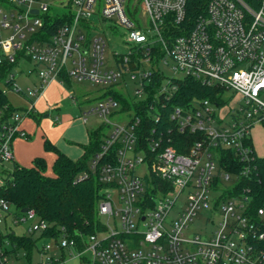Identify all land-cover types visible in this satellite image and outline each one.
<instances>
[{
    "label": "built area",
    "instance_id": "built-area-1",
    "mask_svg": "<svg viewBox=\"0 0 264 264\" xmlns=\"http://www.w3.org/2000/svg\"><path fill=\"white\" fill-rule=\"evenodd\" d=\"M187 4L188 0H69L55 6L64 21L54 29L48 18L55 10L46 0L0 4L3 95L5 86L28 95L35 106L48 85L63 84L66 77L108 90L104 103L84 113L85 122L92 114L104 117L109 130L89 161L88 173L101 186L99 223L94 233L79 238L52 236L60 256L50 255L51 246L43 245L39 264L60 262L65 250L77 251L80 257L88 252V264H264V206L252 211L250 197L235 191L240 173L246 174L249 167L236 172L220 163V150L232 151L246 163L259 156L251 132L264 124V0H208L205 12L194 19ZM95 15L109 29L126 30L127 52L115 54L112 62L105 57L104 36L89 38L90 32L85 33L93 26L87 21ZM23 62L42 67L38 84L26 91L16 84L22 69L14 71ZM160 65L222 90L216 94L218 100L169 109L182 78H170L162 88ZM126 77L137 80L133 98L125 94ZM113 88L130 100L129 107L115 98ZM237 95L241 98L232 103ZM25 113L4 119L5 109L0 107V172L14 160L13 141L28 138L22 128ZM110 115L130 119L117 123ZM172 129L203 138L182 154L169 143ZM232 176L236 180L229 188L224 182ZM7 204L0 200V208L8 213ZM205 211L220 216L215 230L209 237L194 233L185 238V230ZM101 217L112 219L114 227L102 224ZM28 219L38 222L27 234L49 228L33 210L15 222ZM0 251V264H16L1 247Z\"/></svg>",
    "mask_w": 264,
    "mask_h": 264
},
{
    "label": "trees",
    "instance_id": "trees-1",
    "mask_svg": "<svg viewBox=\"0 0 264 264\" xmlns=\"http://www.w3.org/2000/svg\"><path fill=\"white\" fill-rule=\"evenodd\" d=\"M5 0H0V4ZM208 0H188L187 10L191 19L203 14L207 7ZM53 29L63 23L56 9L53 16H49ZM52 29V30H53ZM51 32V31H50ZM70 83L71 79L66 77ZM177 91L169 101V109L175 106H187L191 102H200L205 99L217 101V92L222 90L203 85L193 78L184 77L177 82ZM157 85L153 81L152 87ZM111 93L120 100L124 106H130V100L117 91L115 88ZM0 107L5 109L4 119L20 109L13 107L6 95L0 92ZM26 116L38 118L39 113L30 111ZM165 123L171 127L173 125L168 118ZM203 134H191L189 132L180 133L171 130L170 145L177 149L179 153L187 154L189 148L196 140H201ZM103 143L101 130L89 133V143L82 145L84 154L78 160H74L62 153L49 141H45L44 147L48 151L56 154L53 164V175H46L47 162L42 157H36L32 166L13 164L11 169L4 168L0 172L3 183L0 184V200L10 203L16 213L13 217L24 215L22 210L27 208L33 210L35 214L49 224L47 231L41 233V237L51 238L65 233L72 237L79 238L80 235H87L95 232V224L99 223L97 218V205L101 197V186L96 176L89 172L90 159L101 149ZM221 166L227 170L240 172L244 165L249 169L246 174H241L235 184V191L244 194L249 198L252 211L264 206V157L255 156L248 163L241 160L234 152L220 150ZM8 214H10L8 212ZM8 216V215H6ZM5 238L9 239L11 249L3 248ZM37 239L35 233L16 235L14 232L3 236L0 233V247L5 255L12 254L16 259L20 249H25L26 258L29 259L31 252L36 247ZM1 255V251H0Z\"/></svg>",
    "mask_w": 264,
    "mask_h": 264
},
{
    "label": "rangeland",
    "instance_id": "rangeland-1",
    "mask_svg": "<svg viewBox=\"0 0 264 264\" xmlns=\"http://www.w3.org/2000/svg\"><path fill=\"white\" fill-rule=\"evenodd\" d=\"M53 5L52 10H59L57 6L60 3H66L69 0H46ZM141 9V5H139ZM22 9L26 5L21 6ZM143 23H145L146 18L142 16ZM92 27L87 34L89 38L97 35H103L106 42V52L105 57L107 61L112 62L114 60L115 54H124L127 52L126 30L123 27H118L115 29L107 28V23L98 20V16H93L87 21ZM4 31V30H3ZM6 34V31H4ZM160 68L164 74V80L162 82V88H165L168 79L170 78H182L183 74L181 72L175 71L171 66L160 65ZM22 69V73L16 78V84L23 90L26 91L27 87L34 88L38 82V72L42 69L41 66H36L30 62H23L21 67L16 68L14 71L17 73ZM6 90V95L9 103L22 111L24 114L26 111H31L34 108L35 112H38V118H33L25 116L22 121V125L28 133V138H17L13 141V151L14 160L7 162L5 168L11 169L14 163L23 166H32L33 160L36 157H42L47 162L46 175H53V164L56 158V154L52 151H48L44 147L45 141H49L54 146H56L62 153L66 154L74 160H78L84 154V148L82 145L89 143V133L101 130L102 134L107 133L109 130L104 127L106 119L99 116L98 114L89 115L87 121H84V113L95 108L107 99L105 94L108 90L104 85H97L90 81L78 82L77 80H71L70 83L64 82L61 84L60 81H55L53 84L48 85L46 88L45 95L35 104L30 101L28 95H21L12 89H8L3 86ZM119 88V87H115ZM125 94L129 98H133L135 95V90L138 88L137 80L125 78ZM241 97L237 95L232 103L237 102ZM264 98V97H263ZM117 109H111V112ZM48 114L47 117L45 115ZM56 117L58 120H56ZM110 121L123 123L130 119L129 115H124L121 117H114V115L109 116ZM252 139L254 148L259 156L264 157V124L256 125L252 132ZM236 177L232 176L229 181L224 182L225 186L232 187L235 183ZM3 183V178L0 176V184ZM184 195H181L183 199ZM115 203H117V197L115 194L112 195ZM8 214L6 211L0 208L1 221H0V233L3 236L8 235L10 232H14L16 235L20 236L26 233V230L33 223H37V219H28L24 222L17 223L12 213H16L15 208L8 203ZM8 215V216H6ZM175 213H172V217ZM101 223L108 225L109 228L114 227V222L112 219L107 217H101ZM220 222V216L216 212L205 211L200 213L193 222L190 224L189 228L185 230V238L191 239L194 233H199L202 236L209 237L215 230V224ZM35 238L37 239L36 247L33 248L29 259L26 258L25 249H20V258L16 259L12 254L9 255L11 260L16 264H39L42 260V255L38 250L41 249L43 245H50V255L57 254L60 256V250L57 248V243L55 238H44L41 237V232L35 233ZM3 248L11 249L9 245V239L5 238V243L2 244ZM79 252L74 250H65L64 256L60 262L54 264H88L84 259L89 258L90 254L88 252L80 257Z\"/></svg>",
    "mask_w": 264,
    "mask_h": 264
},
{
    "label": "water",
    "instance_id": "water-1",
    "mask_svg": "<svg viewBox=\"0 0 264 264\" xmlns=\"http://www.w3.org/2000/svg\"><path fill=\"white\" fill-rule=\"evenodd\" d=\"M33 13H37V10H33ZM48 115H45V117H47ZM28 211L27 208L23 209L22 210V213H26Z\"/></svg>",
    "mask_w": 264,
    "mask_h": 264
},
{
    "label": "crops",
    "instance_id": "crops-1",
    "mask_svg": "<svg viewBox=\"0 0 264 264\" xmlns=\"http://www.w3.org/2000/svg\"><path fill=\"white\" fill-rule=\"evenodd\" d=\"M51 84H53V83H51ZM45 92H46V91H45ZM44 95H45V93H44ZM42 97H43V96H42ZM42 97H41V98H42ZM41 98H40V99H41ZM40 99H39V100H40ZM39 100H38V101H39ZM38 101H37V102H38ZM46 115H48V114H46ZM22 128L25 129V128L23 127V125H22Z\"/></svg>",
    "mask_w": 264,
    "mask_h": 264
}]
</instances>
